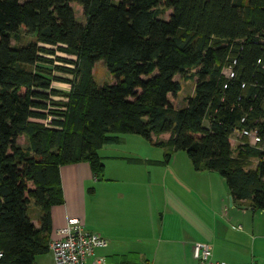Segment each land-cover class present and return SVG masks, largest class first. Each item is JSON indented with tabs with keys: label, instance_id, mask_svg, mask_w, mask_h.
I'll return each instance as SVG.
<instances>
[{
	"label": "trees",
	"instance_id": "trees-1",
	"mask_svg": "<svg viewBox=\"0 0 264 264\" xmlns=\"http://www.w3.org/2000/svg\"><path fill=\"white\" fill-rule=\"evenodd\" d=\"M99 60L113 82L95 80ZM176 75L195 83L179 107ZM241 127L264 136V0H0V264H36L49 251L50 209L64 201L60 166L87 161L103 179L98 149L121 133L151 141L169 132L154 143L216 170L232 199L264 210V143L240 137L233 150Z\"/></svg>",
	"mask_w": 264,
	"mask_h": 264
},
{
	"label": "crops",
	"instance_id": "crops-1",
	"mask_svg": "<svg viewBox=\"0 0 264 264\" xmlns=\"http://www.w3.org/2000/svg\"><path fill=\"white\" fill-rule=\"evenodd\" d=\"M169 136L153 134L150 141L121 133L119 141L98 149L101 180L87 161L61 165L64 201L50 209L49 240L58 237L55 229L67 216H78L87 230L108 239L88 262L102 257L106 264H199L192 244L204 241L215 259L264 264V210L253 209L247 199H232L216 170H197L183 150L154 143ZM167 151L169 160L157 162ZM40 216L36 211L30 216L36 226Z\"/></svg>",
	"mask_w": 264,
	"mask_h": 264
},
{
	"label": "built area",
	"instance_id": "built-area-1",
	"mask_svg": "<svg viewBox=\"0 0 264 264\" xmlns=\"http://www.w3.org/2000/svg\"><path fill=\"white\" fill-rule=\"evenodd\" d=\"M236 59L222 67V72L227 77H233L235 70L233 68ZM257 62H261L258 58ZM242 87L245 83L242 82ZM44 125H49L51 116L46 115L38 119ZM243 120V119H242ZM236 135L245 137L250 144L262 145L264 136L256 128L241 127L234 129L232 137ZM237 228H241L238 224ZM57 238L49 240V249L53 252L55 264H106L102 257H94L88 262L95 250L107 244L108 239L99 233L89 231L85 228L83 220L78 216H67L63 226L55 229ZM192 255L199 264H231L223 259H215L212 256L211 244L204 241H194L192 244ZM2 252L0 251V257ZM254 264V263H251Z\"/></svg>",
	"mask_w": 264,
	"mask_h": 264
},
{
	"label": "rangeland",
	"instance_id": "rangeland-1",
	"mask_svg": "<svg viewBox=\"0 0 264 264\" xmlns=\"http://www.w3.org/2000/svg\"><path fill=\"white\" fill-rule=\"evenodd\" d=\"M72 7L74 9L75 16L77 17V19L81 22H84L82 7L76 3H72ZM170 12H171L170 9H166L165 12L161 16L167 17ZM57 54L62 55V56L74 57V55H69V54H66V53H63L60 51H58ZM55 73L59 74V75H65L67 77H71V75H69V74H61L60 72H55ZM93 75H94L95 80L99 84H101L103 82H107V81L113 82L112 76L107 72L105 66L103 65L102 60H99L94 64ZM176 78H178L181 81V89L178 91L177 95L174 98H172L171 100H172L174 106L179 107V106L185 104L186 96L193 94L195 83H194V78L184 80L180 75H176ZM52 85L58 89L63 90V91H68V89H69V84L67 82H63V81H53ZM59 97H62V95H60V96L55 95L52 99L54 101H57V100H59ZM50 104L53 105L51 102H50ZM53 106H55V105H53ZM238 140L239 139L236 137V135H234L233 137L232 136L230 137V142H231V146H232L233 150H234V147H235L236 143L238 142ZM17 142L23 146H25L27 144V140L24 138V136H20L17 139ZM249 165H250V167L255 166L256 165V159H253V158L250 159ZM33 211L41 213L40 212L41 210L39 207H37L35 205H30V209H29V215L30 216L33 214ZM32 218H33V216H32ZM36 264H54L53 254L50 251H47L46 253L39 255L36 259Z\"/></svg>",
	"mask_w": 264,
	"mask_h": 264
},
{
	"label": "water",
	"instance_id": "water-1",
	"mask_svg": "<svg viewBox=\"0 0 264 264\" xmlns=\"http://www.w3.org/2000/svg\"><path fill=\"white\" fill-rule=\"evenodd\" d=\"M232 198V197H231Z\"/></svg>",
	"mask_w": 264,
	"mask_h": 264
}]
</instances>
